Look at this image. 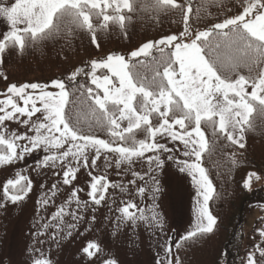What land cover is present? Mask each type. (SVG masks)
Instances as JSON below:
<instances>
[{
	"label": "snow or ice",
	"instance_id": "obj_1",
	"mask_svg": "<svg viewBox=\"0 0 264 264\" xmlns=\"http://www.w3.org/2000/svg\"><path fill=\"white\" fill-rule=\"evenodd\" d=\"M206 2L209 6H223L227 0ZM204 7L205 0H200L195 8L197 16ZM193 11V0H15L10 6L0 2V17L10 26L0 38V53L9 48L23 52L77 32L88 35L99 48V33L115 27L126 35L138 14L157 18L176 12L183 22L179 34L148 40L126 54L111 52L76 67L62 79L44 84H9L0 92V165L23 160L25 155L42 148L46 154L40 165L60 167L64 185L72 184L81 167L95 169L101 156L105 167H109V154L116 157L117 168L122 163L131 164L133 158H145L148 175L164 166L162 153L173 151L158 142L157 137L179 141L183 145L179 151L187 159L176 160L173 155L167 159L175 160L179 171L191 177L196 196L202 198L197 200L193 229L180 240L212 233L217 218L208 203L215 187L202 158L205 153L214 152L221 139L244 148L246 129L254 130L257 119L264 121V0H232V6L227 8L231 14L217 18L203 29L192 27ZM7 122L22 125L27 131L9 130ZM205 127L211 130V142ZM140 135L142 139H138ZM149 152L153 155L145 157ZM132 174L144 179L138 172ZM88 175L91 181L87 195L93 204L100 205L111 182L105 175H93L91 171ZM150 179L153 193L159 191L157 178ZM253 179L259 181L262 177L250 172L243 186L250 190ZM129 183L135 184V180ZM31 188L32 181L17 173L15 179L3 184V195L16 203ZM51 188L54 197L57 184ZM82 190L73 189L50 217L54 223L43 225L44 229L51 226L57 230L52 232L53 238L62 225L68 229L76 227L74 223L65 225V216L77 222L83 219L78 210L87 207L88 201L80 200L78 191ZM137 191L142 196L146 189L140 187ZM49 201L50 197L42 203L47 205ZM73 203L76 210L71 208ZM154 208L155 205L148 217L131 200L122 202L116 219L133 225L137 221H146L149 226L162 225ZM257 231L264 238V228ZM180 246L178 242L176 247ZM164 248L170 257L171 243ZM81 251L92 261L103 249L96 241H87ZM36 252L39 257L32 264H51L40 249ZM102 264L118 261L107 258ZM157 264L163 261L158 259ZM168 264H172L170 258ZM176 264H180L179 257ZM241 264H264V246L256 245Z\"/></svg>",
	"mask_w": 264,
	"mask_h": 264
},
{
	"label": "rangeland",
	"instance_id": "obj_2",
	"mask_svg": "<svg viewBox=\"0 0 264 264\" xmlns=\"http://www.w3.org/2000/svg\"><path fill=\"white\" fill-rule=\"evenodd\" d=\"M0 2L4 6H10L15 0ZM9 30L6 19L0 17V38ZM48 90L55 91L52 88ZM7 123L9 130L27 131L26 127L15 122ZM157 140L173 151L162 153L164 166L148 175H145L149 169L145 158H133L131 164L122 163L117 168L114 163L116 157L109 154V167H105L104 158L101 156L95 169L81 167L72 184L64 185L60 167L53 169L40 165L39 162L46 154L42 148L25 155L23 160L14 161L10 165H0V264H32L33 259L39 257L36 249H40L44 257L51 260V264H102V260L107 258L115 259L118 264H157L158 259L162 260L163 264H168L170 258L174 264L172 250L168 257L164 246L181 242L180 238L193 229L198 209L197 200L202 198L196 196V186L191 177L186 172L179 171L175 160L167 159L169 155H173L176 160L187 159L179 151L183 145L168 138L157 137ZM151 155V152L145 153V157ZM89 171L93 175H105L112 185L100 205L93 204L87 195L91 181ZM56 172L60 175H55ZM133 172L140 173L144 179L133 176ZM17 173L27 176L32 181V188L22 201L12 203L3 195V184L8 179H15ZM151 176H155L159 181V191L155 193L151 190ZM261 177L259 181L252 180L251 188L264 189V175ZM133 180L135 184L129 183ZM54 183L57 184L58 191L53 197L51 186ZM140 187L146 189L142 196L137 191ZM73 189H83L78 191L79 198L82 202L88 201L87 207L78 210V215L83 216V219L77 222L73 221L71 216H65V225L74 223L76 227L68 229L62 225V230L53 238L52 232L57 230L51 226L44 229L43 225L54 223L50 217L64 204ZM49 197V203L44 205L42 201ZM129 200L144 209L148 217L152 215L151 209L155 205L154 210L159 214L162 225L149 226L146 221H137L135 225L117 221L116 218L120 215L117 209L122 207V202ZM71 208L76 210L75 203ZM93 216L95 220H92ZM260 217H264V203L249 204L241 228L243 244L251 242V232ZM68 231L72 232L71 236L67 235ZM169 237L172 238L171 241ZM87 241H96L103 249L98 258L92 261L81 251Z\"/></svg>",
	"mask_w": 264,
	"mask_h": 264
},
{
	"label": "trees",
	"instance_id": "obj_3",
	"mask_svg": "<svg viewBox=\"0 0 264 264\" xmlns=\"http://www.w3.org/2000/svg\"><path fill=\"white\" fill-rule=\"evenodd\" d=\"M199 3L200 0H193L194 11L190 17L193 28L203 29L217 18L231 14L227 8L232 6V0H227L223 6H209L205 0V7L197 16L195 8ZM182 30V16L176 12L157 18L138 14L129 24L126 35L115 27L99 33V48L91 43L88 35L77 32L74 36H61L23 52L6 49L0 53V92L5 91L11 83L44 84L53 79H62L76 67L93 59L106 57L111 52L126 54L148 40L179 34ZM5 76L7 79H4ZM254 124V130L246 129L244 133V148L221 139L214 152L204 154L202 164L215 187L208 207L217 218V223L212 233L181 241L179 248L176 247L178 242H172L174 264L177 257L180 264H241L256 245L264 246V238L257 231L264 228V217L257 219L251 232V242L243 244L241 229L247 206L264 203L263 188L252 187L249 190L243 186L248 173L264 175V121L257 119ZM204 131L211 142V130L205 127ZM98 135L106 138L103 133ZM141 138L142 135L138 136V139ZM225 252L227 255H224Z\"/></svg>",
	"mask_w": 264,
	"mask_h": 264
}]
</instances>
